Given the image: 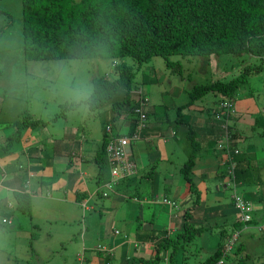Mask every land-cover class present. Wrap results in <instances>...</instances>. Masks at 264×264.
I'll return each instance as SVG.
<instances>
[{"label": "trees", "instance_id": "obj_1", "mask_svg": "<svg viewBox=\"0 0 264 264\" xmlns=\"http://www.w3.org/2000/svg\"><path fill=\"white\" fill-rule=\"evenodd\" d=\"M21 6L22 53L25 60L85 57L118 59L113 64L114 76L92 79L93 89L85 103L94 108L108 102L112 123L128 120L129 130L126 135L129 142L140 135L137 130L139 114L135 109L144 100L140 92L138 98L132 96L138 69L126 63L124 58L132 57L140 65L158 55L168 66L179 62L178 59L172 60V56H199L204 62H207L210 56L222 57L238 64L241 59L246 61L243 62L240 72L228 80L217 79L215 82L193 85L189 91V99L177 106L173 123L177 126L182 123L185 125L188 157L182 164L181 172L184 178L191 182L190 188L194 185L190 175L191 168L197 161L195 157L202 155L197 149L203 148L205 151L204 142L217 143L223 136L224 126L230 130L227 146L235 148V143L242 138L236 136L240 133V128L233 127L236 111L234 101L237 90L246 82L247 76L251 72H259L264 61V0H21ZM208 93L217 98L213 101L214 107L209 113L204 114L202 103L193 105L192 109L200 115L208 116V125L192 127L181 114V109L193 104L197 99L203 101L202 97ZM144 112L147 120V112ZM61 115L65 116L64 112ZM19 120H9L0 125H13L0 141V151L3 153H11L12 147L20 144L22 133L26 129L38 130L48 127L45 123L48 120L43 121L41 117L29 112L24 113L22 120ZM230 121L232 125L228 124ZM257 124L258 122L254 124V128ZM49 131L47 135L53 136L57 130L50 128ZM108 133L107 130L103 132L101 144L93 157L96 165L95 179L99 185L109 178L110 165L105 156ZM133 134L136 138L131 137ZM42 135L47 136L44 133ZM214 155L219 158L220 168L223 166V169L216 170L211 177L218 180L230 165L229 181L236 187L240 186L238 183L246 185L247 182H258L259 197L255 208L251 204V213L259 211L264 214L263 180L257 172L258 169L249 161L243 162L240 151L230 154L214 152ZM127 159L130 160L128 156ZM135 171L134 167L130 175L135 174ZM223 185L216 183L215 187L222 191L232 186ZM25 189L14 190V195L17 210L29 215L31 196ZM196 193L199 195L197 191ZM240 195L245 199L243 194ZM227 198L225 192L223 204L211 206L199 201L196 196L190 206L195 204L193 212H200L202 216L194 217L189 210L190 206L186 207L181 216V223L170 221V227L173 226L171 230L160 227L167 222V217H161L160 222L154 217L159 226L150 229L148 239L146 237L143 241L148 249V257L131 254L124 258L122 264H156L161 260L176 264L173 260L179 250L184 261L186 257L183 249L203 232L209 235L216 232L213 234L216 235L215 247L212 252L204 254L203 258L198 254L193 260L194 263L264 264L259 259V256L264 258V240L261 246L244 252L243 255L241 252L246 246L243 245L242 239L238 242L236 239L234 245L227 248L226 239L228 236L230 238V233L241 230L243 225L246 227L245 223L250 220L249 218L243 221L238 217L234 219L238 210L235 206V196L233 194ZM168 202L171 200L168 199ZM230 217H233L232 221L228 222ZM250 217V221L258 222V225L264 220V217L260 216L259 221L254 215ZM216 218H220L217 223L218 230L211 225ZM227 226L230 227V232L226 230ZM262 235L264 236V233ZM219 260L221 262H218ZM80 264H83V261Z\"/></svg>", "mask_w": 264, "mask_h": 264}, {"label": "rangeland", "instance_id": "obj_2", "mask_svg": "<svg viewBox=\"0 0 264 264\" xmlns=\"http://www.w3.org/2000/svg\"><path fill=\"white\" fill-rule=\"evenodd\" d=\"M21 7V0H0V98H3V113L1 117L7 118L8 113L11 115L16 113L15 119H20L19 121H21L24 113L31 112L32 115L41 117L43 121L48 120V122H45L48 129L52 128L62 131L68 128V130L65 131L67 133L72 127H75V129H77L76 138L69 146L74 147L77 143L79 144V141H82V139L79 138L83 135L84 140H87V147L90 148L91 151H95L98 149L99 143L103 138V132L106 131L107 123L111 121L108 115L111 114L112 116V112L108 102L90 108L85 103V100L93 89L92 79L99 76H114L113 64L118 61V59L85 57L70 59L59 58L42 61L25 60L22 53ZM171 59H178L179 62L175 65L168 66L165 60L158 55L153 56L149 62H144L140 65H138L136 60L132 57H126L124 61L138 69L135 76L136 86H134L132 96L138 98L140 92V96L144 100L141 104V108L148 113L149 122L156 120V118H154L156 115H153L154 113H162V116L170 118L167 125L174 128L177 126V124L173 123L174 117L176 116L175 107L182 105L189 99V91L192 89L193 85L215 82L217 79L228 80L240 72L244 64L243 62L246 63V61L242 59L239 64L235 62L231 63L230 61H226L225 58H219L217 56H210L207 62H204L199 56L185 58L172 56ZM261 66L259 72H251L247 76L246 82L237 90L234 101L235 108L243 112V117L240 121L244 123L240 133L236 136L242 137L243 139L245 138V140H250L254 137V135L251 136V127L245 126V121L248 120L249 117L250 120L252 119V124L256 122H258L259 125L261 124V126L264 124V61L261 63ZM64 81L70 82V86L73 87L78 83L82 84L83 88L81 92L84 94L83 98L75 99L62 92L58 85ZM202 98L203 101L197 99L194 101L193 105L202 103L204 114H207L210 109L214 107L213 101L217 98L211 93L206 94ZM105 108L109 109L108 114L104 112ZM10 109H17V111L13 110L10 112ZM187 110V108H182L181 112L185 114ZM63 112L65 116L61 115ZM56 114H58L57 117L50 120L55 117ZM146 122H148V119ZM162 122L163 125H165L167 121L163 119ZM228 124L232 125L231 121L228 122ZM10 127H12L11 124L0 126V135L6 130L8 131ZM221 131L223 132V129H221ZM228 133L230 135L229 129ZM258 139H260L258 147L264 151V133L260 136L258 135L257 140ZM257 140H255V143ZM56 141L57 140H54L50 144H47L50 151H54L57 146ZM221 141L222 143L224 142L223 137ZM174 142L175 141L172 139L166 145V151L169 152V159H158L157 165L164 164L168 166L169 171H171L174 176H177V171L179 172V169L176 170L174 167L175 163L176 165L178 164L177 162L183 164V159L185 160L188 156L184 151L185 154L182 159V153L177 150ZM245 143L246 141L235 143L241 154L249 152L246 149ZM156 144L160 145L161 143L159 142ZM162 147L164 146L162 145ZM126 148L128 149V146H126ZM206 148H208V150L211 149L212 142L207 143ZM206 148L204 147L205 150ZM216 149H218V147ZM219 150L223 153L222 149ZM197 151L198 153L203 152V148H198ZM198 156L199 155L195 157V160ZM23 157L22 153H19L18 159ZM255 158V155H252V160ZM262 159H264V157L258 160ZM196 163L195 165L193 164L190 175L195 174V169L199 168L201 171L202 168L196 166ZM94 166L95 162L92 158L89 162V167L94 169ZM221 167L222 168H220L218 158L217 170L223 169V166ZM229 173L230 165L225 169V174L219 178L220 183H222V179L224 182L229 180ZM178 174L179 176L170 184L171 195H175L174 191L179 188L181 192L176 195L178 199H184L185 196H189L188 202H184L183 204L186 207L192 204L196 196H198L199 201L204 204L213 206V204H223L225 192L228 198L232 195V186H228L222 191L218 190L211 178L208 179V181H204L203 184H200V182H197L198 180H195L194 176H192L194 185L190 188L191 182H188L181 172ZM86 184L92 186L89 179L82 181V177H79L78 186L84 189ZM149 185L150 182L147 181L146 187ZM222 186L224 185L222 184ZM14 190L18 189L14 188ZM118 190H121V186L118 187ZM24 191L31 196L30 189H25ZM196 191L199 195H197ZM14 192L12 193L13 197L10 201L12 204L8 205L4 202L5 206L3 207L7 208V211L4 212V208L0 206V264H80L81 260L79 258L76 259V254L77 252H81L82 234L85 232V235H87L84 241L87 243V246L92 247V245L97 243L96 236L88 237V234L91 233L90 231H86V223L89 215L86 213L85 209L82 208L81 215L79 216L78 213L73 220H67L63 214L62 219H58L56 217V211L53 210V208L50 209V201L38 206L36 203L37 201L35 202L31 199L32 211L29 215H25L16 208ZM42 192L45 193L44 190H42ZM38 198L46 199L45 196H38ZM183 199H181L180 202H182ZM34 204L35 206H33ZM162 204H150L149 210L159 207ZM174 206L177 208V205ZM194 206L195 204L190 206V212L194 214V217H201L202 214L200 212H193ZM160 209L161 208L157 211L159 212ZM184 209L178 212H184ZM2 212L6 213L8 216L6 218L7 222L5 223L1 221ZM253 213L252 215H254L258 221L260 217H264L263 212L258 211L257 214ZM175 217L176 214L173 216V219H175ZM232 218L230 217L228 222H231ZM151 219L155 220L154 217H152L150 218V222ZM219 219L220 218H216L211 224L215 230L219 229L217 225ZM234 219H236V215ZM156 220L160 222L161 218L157 215ZM256 223L258 222L254 223V221H249L245 223V228H243L244 225L241 227V234L237 237V242L239 239H243V245L246 246L245 250L241 252V255H243L244 252L252 251L255 247H259L263 243L264 236L261 234L260 228L264 227V220L259 225ZM99 224L100 222L96 221L95 225L97 226ZM133 224L135 225V223ZM62 225L65 229L67 228L68 231H64L61 228ZM151 225L153 226L152 222ZM251 228H255L256 230ZM226 230L229 232L231 231L228 226ZM262 231H264V229ZM235 232L236 231H233L232 233L235 234ZM249 232L252 236H248L247 238L246 234ZM232 233H230V235ZM128 234V240L130 239L129 243H131V248L133 249L132 243L140 237L141 233L131 232ZM213 234H216V232L211 235L205 232L198 235L183 249V254L186 259L184 261L182 260L181 251L179 250L173 263L196 264L193 260L198 254L203 258V252H209L204 249L207 247L208 238H211L215 242L216 235ZM124 242H127V240ZM145 256L148 257L147 254ZM259 259H261V263H264V258H262V256H259ZM107 261L109 262L108 259ZM156 264L170 263L161 260Z\"/></svg>", "mask_w": 264, "mask_h": 264}, {"label": "crops", "instance_id": "obj_3", "mask_svg": "<svg viewBox=\"0 0 264 264\" xmlns=\"http://www.w3.org/2000/svg\"><path fill=\"white\" fill-rule=\"evenodd\" d=\"M2 101L3 98L0 99V125L6 121L15 120L16 116V113L13 115L8 113L7 118L1 117L3 113ZM175 108L177 113V107ZM183 108H187L188 110L185 114L182 112L181 114L192 127H206L208 125V116L206 117L192 111L193 104ZM235 109L236 111L233 116L235 124L233 127L234 129H241L244 124L240 121L243 117V112L237 108ZM13 110L17 111V109H10V112ZM104 112L108 114L109 109L105 108ZM153 115H156L154 117L156 120L149 122L148 118L146 126L139 130L140 135L138 134L136 139L130 141L131 143H128V149L126 148L128 158H130V161L135 165V174L120 180L114 187V191L110 192L109 195L105 197L100 194L99 184L96 183V165L94 169L89 167V162L94 157L97 149L95 148V151H91V149L87 147L88 143L86 139L84 140L83 135L79 138L82 139V141H79V144L77 143L74 147L69 146L76 138L77 129H75V127H72L67 133L65 131L68 130V128L62 131L57 130L53 133V136H50L51 134L47 135V132H50L48 127L39 128L38 130L36 128L26 129L25 132L22 133L20 144L12 147L13 151H11V153H3L0 151V206L4 208L3 206H5V203L8 205L12 204L10 201L13 197L12 193L14 192V188L18 190L24 188L30 189L31 199L35 202L37 201L36 203L38 206L50 201V209L53 208V210L56 211V217L58 219H62L63 214L67 220H73L78 213L79 216L81 215V209L84 206L83 209H85L86 213L89 215L86 223V231H90L91 234H88V237L96 236L97 243L92 245V247L87 246V243L84 242L87 235H85V232L82 234L81 252H77V254L75 252V254L76 259L82 258L81 262L83 261V264H122L124 258L131 254L133 256H138L137 254L145 256V254H148V249H146L147 246L143 241L146 240L150 229L154 228L156 225L159 226L157 221L151 219L153 223L152 226L150 218L157 217V215L160 218L167 217V222L160 227L164 226L167 230H171L173 226L170 227V221L181 223L183 212L180 213L178 211L186 208L183 204L189 200V196H185L184 199H178L176 195L181 192L179 188L174 191L175 195H171L170 184L179 176L178 173L181 172L182 164L177 162L178 164L176 165L175 163L174 167L176 170L179 169V172L177 171V176H174V174L169 171L168 166L164 164L157 165L158 159L168 158L169 152L166 151V145L172 139L175 141L174 145L177 150L181 151L183 159L187 149V140L184 135L186 132L184 128L185 125L182 123L179 125V128L178 126L174 128L167 125L170 120L167 116H162V113H154ZM111 117V114L108 115L110 120ZM163 119L167 121L165 125H163ZM245 122V126L251 127V136L254 135V137L250 140H245V138H241L240 141L238 140V142L246 141L245 146L249 151L242 154L241 158L244 159L243 162L249 161L258 169L257 172L261 174V179L263 180L262 189H264V159L251 160L252 155H255V159L264 157V151L258 147L260 139L257 140L258 135L260 136L264 133V130H262L264 129V124L262 123L263 126H261V124L259 125L258 123L254 128L255 123L252 124V119L250 120V117ZM110 124L113 132L116 134L126 135L129 130L127 119L117 120L115 123L110 121L108 125ZM240 129L239 132L241 131ZM6 132L8 131L6 130L0 135V141L4 139ZM43 133L47 136L44 137L42 135ZM54 140H57V146L54 151H50L47 144H50ZM255 140H257L256 143ZM159 142L161 144L157 145L156 143ZM100 144L101 142L99 146ZM206 144L207 143L204 142L205 146ZM162 145L164 147H162ZM217 147L218 145L216 142L212 143V148L209 150L206 148V150L202 152V155H199L196 159V166H200L202 169L201 171L199 168L195 169V174L191 176H194L195 180H198L197 182H200V184L212 178L211 175L218 169V157L214 155V152H222L219 148L216 149ZM19 153H22L24 157L18 159ZM185 160L183 159V162ZM79 177H82V181L89 179L92 186L86 184V187L81 189L78 186ZM212 180L214 184H230V181L227 179L226 182L222 181V179V183H220L219 179L215 180L212 178ZM147 181L150 182V185L146 187ZM238 184L240 186H237L236 191L239 194H243L245 200L247 199V201L251 202L253 207L256 206L259 197L257 191L259 190V183L251 181L247 182L246 185L241 183ZM119 186H121V190H118ZM42 190H44L45 193H43ZM38 196H45L47 200L38 198ZM162 198L174 201L177 208L165 203L162 204ZM181 199H183L182 202H180ZM158 203L162 205L149 210L150 204ZM33 206H35V204ZM159 208L161 209L158 212L157 210ZM228 208L230 207L228 206ZM6 211L7 208H4V212ZM4 212H2L1 221L8 217ZM254 213L257 214V212ZM175 214L176 217L173 219ZM96 221L100 222L97 226L95 225ZM133 223H135V225ZM61 228L64 231H68L63 225ZM251 229L256 230L255 228ZM263 229L264 227L260 228L261 234L264 232L262 231ZM115 230L118 231V233H115ZM131 232L141 233L140 237L134 241L136 242L135 247L134 242L132 243L133 249L131 248V243H129L130 239L128 240V233ZM249 233L246 234L247 238L248 235H250ZM126 240L127 242H124ZM208 240L207 247L204 249L212 252V249L215 247V242L211 238H208ZM98 246L103 249L106 248V250H99L97 248ZM203 254L206 255L205 252H203Z\"/></svg>", "mask_w": 264, "mask_h": 264}, {"label": "built area", "instance_id": "obj_4", "mask_svg": "<svg viewBox=\"0 0 264 264\" xmlns=\"http://www.w3.org/2000/svg\"><path fill=\"white\" fill-rule=\"evenodd\" d=\"M140 106L135 109V111L139 114V119L137 123V130L139 131L144 127L145 124V112L143 108ZM225 127V126H224ZM106 130L109 132L107 135L108 140L106 143V153H107V159L108 163L110 165V174L113 178H122L127 175H130L133 173L134 164L129 161L126 157V146L129 143V137L127 135L123 134L120 136H112L110 131V125H106ZM135 136V135H134ZM132 136V138H134ZM224 145L223 148H225L228 151V154L231 153V150L229 149V146H227L228 139L230 138V135L227 130L224 128ZM233 152H236V149L233 150ZM235 206L237 207L239 211V218L243 221H246L250 218L251 211L253 210V207L250 202H246L243 198H241L238 195H235ZM163 202H168L166 199H163ZM227 248L232 247V241H228L226 243ZM225 245V246H226ZM218 262H221L220 260Z\"/></svg>", "mask_w": 264, "mask_h": 264}, {"label": "clouds", "instance_id": "obj_5", "mask_svg": "<svg viewBox=\"0 0 264 264\" xmlns=\"http://www.w3.org/2000/svg\"><path fill=\"white\" fill-rule=\"evenodd\" d=\"M58 87H60L61 91L64 92L66 95L70 96V97H73L75 99H81L83 98V93L81 92V89L83 88V85L82 84H76L74 87L73 86H70V82H67V81H64L62 82L61 84L58 85ZM108 125V124H107ZM112 127V126H111ZM110 127V131H111V134L112 136H120V135H123V134H116L115 132H113L112 128ZM225 130L228 131V127L225 126L224 127ZM109 134V133H108ZM224 134V133H223ZM223 137V136H222ZM136 138V137H134ZM222 139V138H221ZM221 139L216 143L218 145V148L219 149H222L223 150V153H228L229 150H226L225 148H223V143L221 141ZM230 139V138H229ZM128 146V144H127ZM236 146V145H235ZM229 149L231 150V152H233L234 149H236V152L239 151L237 146L235 148H232L229 146ZM105 156H106V159H107V153H106V147H105ZM128 156V153L126 154V157ZM108 161V159H107ZM130 161V160H129ZM132 162V161H131ZM128 176V175H127ZM125 176V177H127ZM125 177H122V178H113L111 177V174H110V170H109V178L104 182L102 183L101 185H99L100 187V194L104 197V196H108L110 192L114 191V187L120 182V180H122L123 178ZM232 185V188H233V194L235 195H238L240 196L241 198H243L237 191H236V185H233V182L230 183ZM165 199V198H164ZM244 199V198H243ZM168 201V199H166ZM245 200V199H244ZM247 201V200H245ZM161 202L162 203H169V205L175 207L174 205H176V203L174 201L171 200V202H163V198L161 199ZM249 202V201H247ZM84 208V206H83ZM252 215V213H251ZM236 217H238V219L240 220L239 218V211L237 210V213H236ZM3 222H7L6 218H4L2 220ZM245 228V227H244ZM236 231L235 234H231L230 235V238L229 236L227 237L226 239V243H227V240L228 241H232V246L234 245V241L236 239H238L237 237L240 235V231L241 230H234ZM115 233H118V231L115 230ZM136 246V242H134V247ZM99 250H106V248H102L100 246L97 247Z\"/></svg>", "mask_w": 264, "mask_h": 264}, {"label": "bare ground", "instance_id": "obj_6", "mask_svg": "<svg viewBox=\"0 0 264 264\" xmlns=\"http://www.w3.org/2000/svg\"><path fill=\"white\" fill-rule=\"evenodd\" d=\"M133 135H134V134H133ZM131 137H132V136H131ZM134 137H135V136H134ZM250 216H251V215H250ZM250 220H251V217H250ZM250 220H249V221H250Z\"/></svg>", "mask_w": 264, "mask_h": 264}]
</instances>
